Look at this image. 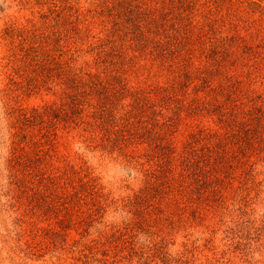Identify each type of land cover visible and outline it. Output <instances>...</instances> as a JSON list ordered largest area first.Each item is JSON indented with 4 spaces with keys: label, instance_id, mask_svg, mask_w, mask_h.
Returning <instances> with one entry per match:
<instances>
[{
    "label": "rangeland",
    "instance_id": "obj_1",
    "mask_svg": "<svg viewBox=\"0 0 264 264\" xmlns=\"http://www.w3.org/2000/svg\"><path fill=\"white\" fill-rule=\"evenodd\" d=\"M105 1L0 0V264H264V0L201 2V46L120 37Z\"/></svg>",
    "mask_w": 264,
    "mask_h": 264
},
{
    "label": "trees",
    "instance_id": "obj_2",
    "mask_svg": "<svg viewBox=\"0 0 264 264\" xmlns=\"http://www.w3.org/2000/svg\"><path fill=\"white\" fill-rule=\"evenodd\" d=\"M140 1H141L140 7L145 9V11H141L140 13H150L151 11L146 10L145 6L143 5L146 0H140ZM250 1H253V0H249V2ZM126 2H129L132 5L130 0H120L119 2L115 3L111 8L107 9L108 11H106V12L108 14H110L111 18L105 20V23H107V24L112 23V25H114L116 28L114 31L118 30V33H119L118 36L123 37V38H125L127 36H130V37L135 36L137 38H140L141 40H148L147 33L154 34V35L159 34L158 30H160L162 37L168 36V34L163 35L164 30L162 28L168 22L171 26V29L175 28V26H177V27L181 26V30H187L188 37L185 35H182L183 36L182 42L186 43L185 45L198 44L201 46L204 43V36L209 33L210 29L221 32L222 27H223L219 24H216L215 22H212V20H214V21H216V20L212 19L208 16L210 13V6L201 3V2L211 3V0H206V1L189 0L188 3H186V1L173 2L172 5H170V4L164 5L163 12H161L163 14L160 16L161 20L156 19V20L146 21V20H143L144 18H142L141 16H138L139 19L138 20L135 19L133 22H132V17H129V15L131 14L130 11L132 9L126 7L127 6ZM135 2H138V0ZM232 4L235 7L232 10V12L234 10H237L240 7L236 3H232ZM120 8H124V11H121ZM193 12H194V17L193 16L191 17L190 15H193ZM182 14H183V16H182ZM198 14H204L202 17L199 18V19H201L202 22L196 21L195 16ZM142 16H144V15H142ZM203 19H205V20H203ZM188 21H189V25H188ZM199 23H203V25L197 26ZM117 27H118V29H117ZM141 29L143 31H147V33L140 31ZM145 35H146V37H145ZM173 40H174L175 45H179V44L181 45V38L174 36ZM117 41L118 40H116V42ZM108 43L109 42L107 41V44ZM174 43L172 41H170L168 44L174 45ZM97 44H98V40L96 39L95 44L93 46V51L96 50ZM177 54H178V57L180 56L179 57L180 60L183 59L181 56H183L184 53H181L180 51H178ZM118 57H121L120 54H118ZM223 57L224 56L220 55V58H218V60L223 59ZM118 59H120V58H118ZM176 59H177L176 55H175V57L169 56V61H171V60L176 61ZM255 60H259V58L258 59L256 58ZM109 64H110L109 69L114 68V64L112 61L111 62L109 61ZM239 93L243 94L242 89ZM239 100L240 99L234 100V105L236 104L240 107L242 105H247V108L246 109L244 108V109L246 110L247 113H249L248 105H250V108H251L252 107L251 104H252L253 100H251V99H244L243 101H239ZM181 110H182L181 113L184 117V120L186 118H188L187 114L192 115L193 112H196V111H199L202 113L205 112L206 114H208L209 118L212 121H213V119L216 120V118H218V117H220L221 119H223V117H225L224 113L219 114V116H218V113L216 112L217 110L212 109V106L209 105V102L204 100V99H201V100L199 99L198 105L195 107V111H192L190 108V105L186 102H184V105L181 104ZM252 130H257V128L253 127ZM246 131L252 132L251 130H246ZM252 133L253 134L251 135V137L255 136V132H252ZM214 136H218L219 138L223 137V135L220 133H216ZM209 140L211 143L214 142V144H213L214 147H216V148L220 147L219 145H216L218 143L215 142L213 139L209 138ZM200 142L201 141H199L198 143H200ZM158 146H159L158 143H154V148L157 149ZM227 148H228L227 151H226L225 147L219 148L218 151L220 152V154H219L220 157L224 158L226 156L225 153H227V155L230 154L229 153L230 148L229 147H227ZM224 160H227V159L224 158Z\"/></svg>",
    "mask_w": 264,
    "mask_h": 264
}]
</instances>
